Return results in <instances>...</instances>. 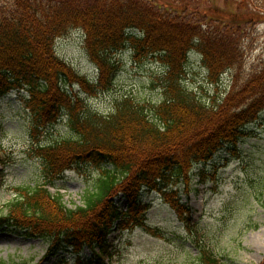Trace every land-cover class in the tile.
Here are the masks:
<instances>
[{"label": "trees", "instance_id": "trees-1", "mask_svg": "<svg viewBox=\"0 0 264 264\" xmlns=\"http://www.w3.org/2000/svg\"><path fill=\"white\" fill-rule=\"evenodd\" d=\"M240 1L250 8L248 0ZM163 2L100 0L86 7L71 0L0 3V96L27 92L26 109L33 121L30 149L42 162L43 173L35 187L15 190V198L0 216V228L47 239L52 252L66 247L79 255L89 247L103 258L111 254L108 236L117 222L122 230L140 225L147 229L149 206L142 204V198L146 190L154 191L190 230L198 264H226L195 239L181 186L189 195L195 168L209 162L215 167L219 151L239 154L246 127L264 111V61L243 77L245 54L236 42L238 30L194 7L198 1H184L176 12ZM74 28L85 33L87 52L100 73L97 85L57 54V39ZM126 48H132L137 60L155 57L163 63L157 79L161 99L140 101L126 94L107 114L92 110L88 100L69 87L76 84L89 96L109 90L121 69L115 56ZM192 51L200 55L199 66L208 73L201 93L185 85ZM226 74L229 86L223 82ZM64 116L73 135L42 142L43 131ZM79 164L99 166L100 172L85 189L82 205L71 208L60 192L52 193L49 187ZM0 165L7 166L1 145ZM207 172L204 167L199 172L204 181ZM120 193L127 200L126 211L114 201ZM151 233L163 236L159 228ZM0 264L31 263L2 260Z\"/></svg>", "mask_w": 264, "mask_h": 264}, {"label": "rangeland", "instance_id": "rangeland-1", "mask_svg": "<svg viewBox=\"0 0 264 264\" xmlns=\"http://www.w3.org/2000/svg\"><path fill=\"white\" fill-rule=\"evenodd\" d=\"M7 0H0V3ZM100 0H71L79 7L98 3ZM151 3L160 0H149ZM171 12L181 8L184 1L163 0ZM198 1L193 6L206 9L209 16L221 19L223 26L236 30V42L245 54L243 77L251 74L264 61V2L248 0L249 7L241 5L240 0H191ZM262 12V13H258ZM204 15V12L201 13ZM227 14L244 16L233 20ZM254 15L256 19L249 20ZM249 17V18H248ZM260 18V19H259ZM215 23V22H214ZM58 55L69 62L80 74L88 78H97L95 67L89 59L82 38L70 34L58 40ZM121 69L109 90L96 96L87 95L78 86L72 90L85 97L92 110L107 114L114 102L126 94L140 101H158L161 91L158 88V69H161L155 57L137 60L128 48L119 52ZM200 57L191 54L188 76L185 82L190 91L199 92L200 85L207 78V71L200 68ZM225 85L230 84L229 74L224 77ZM209 93H214L212 86ZM32 117L26 109L21 95L13 92L0 97V145L8 165L0 173V216L6 213L5 205L15 198V189L21 186H33L42 182V162L31 152ZM47 130V131H46ZM245 137L238 145L239 154L224 149L215 156L216 168L210 164L198 166L191 180V193L186 195L183 189V202H189L192 211L190 217L195 239L209 247L227 264H261L264 261V111L254 123L246 127ZM66 120L56 126L45 129L40 137L42 142H52L72 136ZM208 169L204 181L199 172ZM99 166L81 164L67 171L58 182L53 193L59 191L68 207L82 205L85 189L96 180ZM215 176L217 178L214 181ZM116 202L122 210L126 209V200L121 195ZM143 203L150 204L147 213L148 224L159 227L164 237L155 236L137 227L121 233L116 226L110 235L113 246L112 256L100 260L89 248L84 249L78 258L72 251L60 249L50 252V242L44 238H32L18 230H0V261L28 260L32 264H198L197 249L193 245L190 231L179 219L175 211L158 193L143 194Z\"/></svg>", "mask_w": 264, "mask_h": 264}]
</instances>
